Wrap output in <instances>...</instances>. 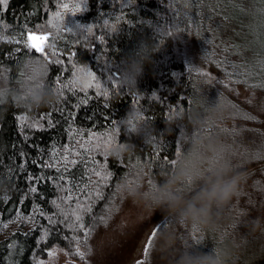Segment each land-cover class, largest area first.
Returning a JSON list of instances; mask_svg holds the SVG:
<instances>
[{
  "label": "trees",
  "instance_id": "trees-1",
  "mask_svg": "<svg viewBox=\"0 0 264 264\" xmlns=\"http://www.w3.org/2000/svg\"><path fill=\"white\" fill-rule=\"evenodd\" d=\"M170 1L168 10L165 0H8L6 8L0 5V68L9 87L15 90H20L22 82L25 83L29 63L40 58L25 48L27 32L55 34V29L47 22L52 13L63 11L59 4H82V11L65 14L68 27H92L91 32L86 29L67 32L61 28L55 40L57 55L53 57L52 49L46 48L51 60L60 61L58 64L45 61L47 70L40 78L56 92L54 103L27 106L18 103L14 96L0 102V222L8 224L7 228H0V264H34V260L45 255L54 244L66 248L73 246L76 241L72 237H80L81 230L74 232L67 227L69 221L61 223L64 217L52 203L57 200L67 209L68 206L58 199L68 195L65 191L69 186L67 181L79 185L88 183L89 177L93 182L98 181L90 171L94 166L97 170L105 168L113 173L108 181L101 182L103 199H91L92 212L84 214L86 225L91 214L98 213L112 186L125 180V174L129 176L132 170L142 168L145 181L150 185L149 180H158L161 166L167 164L164 157L174 159L175 149L182 150L183 122L177 121L171 133L163 130L170 116L192 109L195 96H200L196 91H200L202 83L186 70L174 49L171 35L166 34L168 20L171 24L174 14L179 13V18L185 21L179 27L192 36L199 55L210 69L220 76H229L234 83L256 87L264 93V0ZM36 25L44 27L37 29ZM141 40L155 43L158 50L151 62L144 65L138 89L129 90L121 83L122 61ZM47 43H52V39ZM82 66L96 73L101 89L70 85L73 73ZM57 77L63 96L56 88ZM211 90H206L208 96ZM204 95L207 97L206 92ZM207 103L215 101L208 98ZM132 115L146 120L157 130L154 139L145 140L137 134L118 136V143L134 146L131 154L121 158L113 157L110 151L107 155L103 151H83L81 145L89 139V134L107 133L115 127L113 120L122 122ZM120 126L123 130L124 125ZM246 130L258 133L264 147V128ZM223 131L230 141L238 143L235 133L239 130ZM65 145L73 152H81L79 157L70 154L69 159L83 160L75 166L68 165L69 173L63 172ZM253 152L256 153L255 149ZM256 156L257 165L261 164L264 154ZM46 163L56 164L61 171L45 167ZM248 169H243L246 174ZM61 175L66 177L64 181L59 179ZM29 176L33 179L29 180ZM33 186L37 188L35 193L30 192ZM95 186L93 183L90 189ZM73 195L84 200L76 189ZM70 203L75 207L76 200ZM231 209L234 207L229 205L224 214L240 223L234 227L227 223L226 227L249 232L248 222L242 221L238 211L235 213ZM17 211L29 219H17ZM48 217L55 223L49 224ZM45 229L48 230L47 238L41 239ZM247 241L248 237H244L242 245L246 247ZM262 262L264 259L256 264Z\"/></svg>",
  "mask_w": 264,
  "mask_h": 264
},
{
  "label": "clouds",
  "instance_id": "clouds-1",
  "mask_svg": "<svg viewBox=\"0 0 264 264\" xmlns=\"http://www.w3.org/2000/svg\"><path fill=\"white\" fill-rule=\"evenodd\" d=\"M158 50L155 43L141 40L138 46L122 61L121 83L129 90H136L138 78L144 65L151 62ZM14 96L18 103L39 107L50 105L57 99L56 92L41 79L32 86L30 94L9 87L7 81L0 82V102ZM225 109L216 103L207 104L201 110L194 107L170 116L163 131L171 133L173 125L182 121V150L172 162L161 166L159 179L144 184L143 169L132 170L122 184L128 198L140 210L141 217L161 211L167 223L157 233L152 243V252L160 264H237L243 245L223 236V224L240 223L236 218L225 216L232 198L238 194L246 173L232 162L231 152L223 140L222 124ZM128 120V116L125 117ZM136 134L151 140L157 130L138 116L132 115ZM130 143L117 144L110 155L121 158L131 154ZM196 227L202 232L221 233L222 238L214 243L210 251L193 247L191 233L179 234L176 225Z\"/></svg>",
  "mask_w": 264,
  "mask_h": 264
},
{
  "label": "rangeland",
  "instance_id": "rangeland-1",
  "mask_svg": "<svg viewBox=\"0 0 264 264\" xmlns=\"http://www.w3.org/2000/svg\"><path fill=\"white\" fill-rule=\"evenodd\" d=\"M165 1L168 2H165L168 10L171 1ZM168 24L169 31H173L169 20ZM171 37L174 49L181 56L186 70L190 75L199 79V83H202L200 91H196L200 92V96H195L192 108L199 107L202 110L205 103L203 100L207 101L208 98H211L225 109L222 128H230L231 131L239 130L237 133L234 132L238 135V143L236 140L230 141L225 134L222 136L230 148L233 164L242 170L245 167L249 168L245 180L239 187L238 194L232 198L230 205L234 207L231 209L232 211L235 213L236 210L238 211L242 221L248 222L250 230L247 233L243 229L229 230L226 227L227 222H225L222 232L224 237L233 239L238 244H243L244 237H248L247 245L246 247L243 245L242 254L238 258L237 264H256L259 260L264 259V161L257 165L258 158H256V154H264V147L261 146L263 144L259 140V134L254 133V130L246 129L264 128V93L256 87L234 83L229 79V76H220L210 69L199 55V48L187 31L177 33L173 31ZM39 60L41 64H45L43 57H40ZM32 62L34 60L29 63L25 72V84L27 78L32 75ZM2 71L0 68V82L5 81ZM44 74H41V79ZM209 88L212 90L208 96L206 90ZM205 92L207 97L204 95ZM246 146L249 148L247 149ZM254 149L256 153L253 152ZM251 164L255 165L251 166ZM143 179L147 186L148 183L145 178ZM123 182H117L112 186V190L109 191L106 195L107 198L99 207L98 213L91 214L85 226L92 225L94 216L105 214L106 206L113 208L107 223H97L86 240L84 231L81 230L79 246L81 251L86 253L83 259L75 255L76 242L71 248L54 244L45 255L38 256L34 260V264H37V261H42L43 264H136L137 260H145L143 249L148 236L158 223L165 224L167 221L159 210L150 216L141 217L139 208L131 198L126 196L123 189L117 193V185H122ZM113 194H116L114 198ZM176 230L179 234L191 233L192 226L179 224L176 225ZM203 234L205 240L200 243L192 242V244L193 247L205 252L210 251L214 247V243L222 238L221 233L203 232ZM52 249L56 250L55 257L48 256V251ZM146 264H160L152 250Z\"/></svg>",
  "mask_w": 264,
  "mask_h": 264
},
{
  "label": "snow or ice",
  "instance_id": "snow-or-ice-1",
  "mask_svg": "<svg viewBox=\"0 0 264 264\" xmlns=\"http://www.w3.org/2000/svg\"><path fill=\"white\" fill-rule=\"evenodd\" d=\"M8 0H0V5H3L5 8L7 7ZM60 9H63V11H56L51 14L49 20H48V25L55 29V34L45 32L43 35L36 36L33 35L31 31H29L27 40L24 42V46L26 49L29 51H33L34 54H36L38 57H43L45 61H47L49 64L51 63H60L59 60H51L49 58V53L46 51V48L52 49L51 55L54 57L57 55L56 52V45H55V40L57 37L60 36L61 28H63L64 31L67 32H72L74 29H86L87 32L92 31V27L86 26V25H77L75 27H68L67 24L65 23V14L66 13H73L78 11H82V4L81 3H76L73 5H69L67 3H61L58 5ZM107 24V21L105 22ZM180 23H185L183 19L179 18V13L174 14L173 20L171 22V28L173 29L174 33L180 32V31H186V29H181L179 27ZM43 25H36L37 29H43ZM173 31H168L166 34L167 35H173ZM197 34H198V29H197ZM52 39V43H46L49 39ZM75 55V53L73 54ZM33 63L32 66V75L27 78L26 84L22 82L21 86V91L24 92L25 95H28L32 91V86L35 84L36 81H38L41 77V74L46 72L47 70V64H41L39 58H37ZM75 67V66H74ZM74 79L70 82V85H81L84 89L96 87L97 89H101V85L97 82V76L95 72H92L88 70L86 67H80L77 72L73 73ZM111 79V77H110ZM56 88L60 92V95L63 96V91H62V86L59 83V77L56 78ZM69 90H73L71 87H69ZM106 94V92H105ZM85 103L87 102L86 100L84 101ZM207 103V101H205ZM208 104V103H207ZM18 119L24 120L26 117H19ZM145 123L149 124L146 120L144 121ZM49 124L51 125V120H49ZM112 124L115 126L112 129H110L107 133L101 134V135H94V134H89V139L85 141L84 145H81V148L85 153H91L93 151H103L105 155L110 151V149L118 143L117 138L118 136L121 135H131V134H136L137 128L136 124L134 123L133 120L128 119L124 120L122 122H118L113 120ZM120 124H123V130L120 126ZM37 126V125H34ZM182 135H183V130H182ZM155 137L153 136L151 138L154 139ZM150 140V141H151ZM94 142V143H93ZM85 145H89L88 147H85ZM176 155L179 154L181 151L179 148L175 149ZM75 155V156H81V152H73V150L65 145L64 146V155L62 157L63 161V172L64 173H69L70 169L68 165H77L78 162H83L78 161L76 159H69V155ZM56 153H53V157L55 158ZM162 155V154H158ZM164 159L167 161V163L172 162L173 159H168V157H164ZM93 164L95 165V161L93 160ZM22 167V166H21ZM45 167H56V164H45ZM135 167V165L133 166ZM57 172L61 171V168L56 167ZM90 171L98 177V181L93 182L91 180V177L88 179V183H84L83 185L79 184H72L71 181H67L69 186L65 189L67 191L68 195L59 197L58 199L63 201L65 205H67V209L64 207H61V204L57 202V200H53L52 203L56 206L58 209L59 215L64 217V220L61 221V223H64L65 221H69L67 224V227L71 228L74 232L77 230H83L84 231V236L85 240L87 237L91 234L93 229L96 227L97 223H107L108 218L111 216V213L113 211L112 207L106 206L105 208V214L94 216L92 218V225L89 227H86L84 224V214L85 213H91L92 212V204H91V199L93 197L98 198V199H103V195L100 191L101 187V182H106L108 181L113 173L110 171H107L105 168H101L100 170H97V168L94 166L90 169ZM128 178V174H125V179ZM29 180L33 179V177L29 176ZM40 179V178H36ZM51 179V178H49ZM61 181H64L66 177L64 175H61L59 177ZM95 183V187L90 189V186ZM149 183L152 184L153 182L149 180ZM76 189L80 194L83 195L84 200L81 201L78 196L73 195V190ZM90 189V190H89ZM122 190V185L118 184L117 185V193H119ZM37 191V188L35 186L30 188V192L35 193ZM116 194H113V198ZM76 200L75 207L71 206V201ZM111 204V200L109 201ZM43 215V213H41ZM16 217L17 219H29L25 218L22 216V214L17 211L16 212ZM48 222L49 224H54L55 220L52 217H48ZM165 226L164 223H158L152 230L151 234L148 236L147 243L144 246L143 249V254L145 257V260H137L136 264H146L147 258L150 256V252L152 249V243L153 240L155 239L157 233ZM8 224L0 222V228H7ZM48 235V230L45 229L43 236L41 239H46ZM72 240L76 241V248H75V255L79 256L81 259H83L86 255L84 251H81L80 249V239L77 236H73ZM205 240V236L202 231H200L198 228L193 227L192 232H191V241L193 243H200L201 241ZM13 245H9V248H12ZM48 256L49 257H55L56 256V250L52 249L48 251ZM37 264H43L42 261H37Z\"/></svg>",
  "mask_w": 264,
  "mask_h": 264
},
{
  "label": "water",
  "instance_id": "water-1",
  "mask_svg": "<svg viewBox=\"0 0 264 264\" xmlns=\"http://www.w3.org/2000/svg\"><path fill=\"white\" fill-rule=\"evenodd\" d=\"M31 32L33 35H36V36H40V35H43L45 33V32H36V31H31ZM28 33H29V31L27 32V36H28Z\"/></svg>",
  "mask_w": 264,
  "mask_h": 264
}]
</instances>
